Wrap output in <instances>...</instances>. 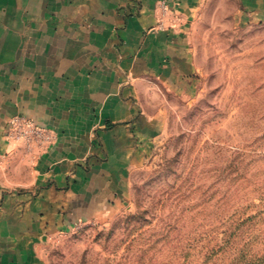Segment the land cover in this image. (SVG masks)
I'll list each match as a JSON object with an SVG mask.
<instances>
[{
  "label": "crops",
  "instance_id": "crops-1",
  "mask_svg": "<svg viewBox=\"0 0 264 264\" xmlns=\"http://www.w3.org/2000/svg\"><path fill=\"white\" fill-rule=\"evenodd\" d=\"M237 1L264 21V0ZM206 4L0 0V264H48L44 239L126 206L164 95L197 94Z\"/></svg>",
  "mask_w": 264,
  "mask_h": 264
},
{
  "label": "rangeland",
  "instance_id": "rangeland-1",
  "mask_svg": "<svg viewBox=\"0 0 264 264\" xmlns=\"http://www.w3.org/2000/svg\"><path fill=\"white\" fill-rule=\"evenodd\" d=\"M206 1L195 36V98L164 95L163 130L143 165L131 171L126 206L107 222L44 239L48 264H182L171 246L154 243L152 224L132 230L137 220L130 218L145 210L143 218L152 221L155 212L177 216L180 207L193 206L186 213L190 235H212L214 222L228 217L234 200L250 196L243 192L234 199L232 189L246 183L233 176L264 179V21H237V0ZM243 157L261 160L235 167L232 159Z\"/></svg>",
  "mask_w": 264,
  "mask_h": 264
},
{
  "label": "trees",
  "instance_id": "trees-1",
  "mask_svg": "<svg viewBox=\"0 0 264 264\" xmlns=\"http://www.w3.org/2000/svg\"><path fill=\"white\" fill-rule=\"evenodd\" d=\"M259 160L261 157H243L240 161L232 159V163L237 167ZM254 177V173L240 172L233 176L235 182L244 179L246 183L244 187L237 185L232 189L234 199L243 192L250 193V196L241 203L235 200L234 204L231 203L228 217L217 218L214 222L212 235L207 231L199 234L198 238L190 235L186 213L193 206L180 207L183 211L177 216L153 212L152 221L143 218L145 210H142L130 218L129 222L137 220L132 230L143 227L145 223L152 224L150 231L154 243L162 241L165 247L171 246L182 264H196L197 261L199 264H264V179Z\"/></svg>",
  "mask_w": 264,
  "mask_h": 264
},
{
  "label": "built area",
  "instance_id": "built-area-1",
  "mask_svg": "<svg viewBox=\"0 0 264 264\" xmlns=\"http://www.w3.org/2000/svg\"><path fill=\"white\" fill-rule=\"evenodd\" d=\"M18 122H20V120H17V122H15V123L17 124ZM15 127L18 128L19 126L18 125H15ZM20 129H21V127H20ZM20 129H19V132H20Z\"/></svg>",
  "mask_w": 264,
  "mask_h": 264
}]
</instances>
